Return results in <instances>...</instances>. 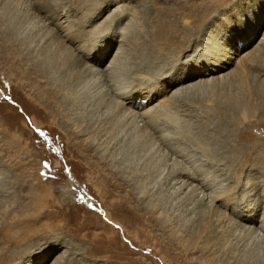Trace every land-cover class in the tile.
<instances>
[{
    "label": "rangeland",
    "instance_id": "obj_1",
    "mask_svg": "<svg viewBox=\"0 0 264 264\" xmlns=\"http://www.w3.org/2000/svg\"><path fill=\"white\" fill-rule=\"evenodd\" d=\"M10 1L0 0V264H238L240 259L264 264V235L256 231L240 227L222 247L215 238L206 241L210 230L217 236L233 223L230 213L225 224L216 215L206 216L196 240L189 239V229L209 210L208 198L174 174L187 159L188 168L210 181L212 192H234L240 207L259 201V223L253 226L264 219V102L248 97V89L263 82L252 63L264 49L245 61L243 40L236 44L228 70L241 67L251 86L231 74L207 85L198 84L201 77L179 79L207 49L217 25V37L233 36L230 26L244 18L249 23L264 0H50V7L64 14L78 12L71 16L75 25L80 17L89 18L87 12L106 7L86 42L93 43V36L99 40L100 33L114 41L112 30H123L120 46L116 41L110 50L124 55L110 81L91 77L74 89L58 87L64 84L61 72L47 71L44 77L34 56L55 51L56 27L44 28L26 1ZM120 10L129 17L118 24ZM94 51L93 45L89 52ZM137 76L154 83L160 92L154 100L172 103L176 118L156 119L164 141L153 145L145 136L138 138L141 131L152 133L150 127L142 129L139 117L127 124L114 121L110 133L93 142L94 132L78 124L77 114L92 121L112 116L102 95L113 85L133 87ZM258 88L263 90L264 82ZM80 94L86 96L84 105L78 103ZM246 99H254L247 112Z\"/></svg>",
    "mask_w": 264,
    "mask_h": 264
},
{
    "label": "bare ground",
    "instance_id": "obj_2",
    "mask_svg": "<svg viewBox=\"0 0 264 264\" xmlns=\"http://www.w3.org/2000/svg\"><path fill=\"white\" fill-rule=\"evenodd\" d=\"M12 1L18 2L20 0H11L10 2H12ZM24 1H26L28 3L27 8L29 7L28 8L29 14L35 18H39L42 21V23H43L42 25L44 26V28H45V26L46 27H50V26L56 27L55 28L56 33L54 34L53 40H51L54 43H56L55 44L56 46L54 47L55 51H52L53 53L52 52L49 53V51L47 52L44 50L45 52L41 53V50H39L40 53H38V54L35 53V55H34L36 58H38L39 64L41 66H43V68H44V70H42L44 72V77H47L45 75L47 73V71H52V72L55 71V73L61 72L62 75L60 74V79L58 78L59 80L62 81V83H64V84L58 85V87H60L61 89H62L63 85H64L65 89H74L75 87H78L79 85L88 83L90 81L89 79L91 77H95V78L97 77L100 80L103 78L102 80L106 83L110 81V77L113 75V73L115 71V62L118 61L119 56L123 55V54L120 55L121 53H119L117 51L116 53H113V55L111 54L112 55L111 56L110 50L116 41H118V44L120 46L121 38L123 37V32L121 34V31H123V30H120V31L119 30L116 31V29L112 30L114 35L116 34L117 36H119V37L116 36L114 41L110 37L103 39L105 37V35L103 36V34L100 33L99 34V37H100L99 40L96 39V36H93V38L95 39L94 40L92 38L94 41L93 43L92 42L89 43L90 40H89V42L87 41L88 44L86 42V40H87L86 37H88L91 34L90 32H94L93 26H94L96 19L99 18V16H101L103 11L106 10V7L105 8L101 7L102 10L100 11V13L98 10H96V13L87 12V17H89V18H86V20L84 22V21H81V17H80L78 19V24L75 25L73 23L74 20L72 19L74 17H71V16H78V12L74 11L71 13V15L64 14L63 10L55 9V8H53L52 5L50 7V5L48 3L50 0H21L22 3H24ZM115 2H117V0ZM12 4H13V2H12ZM12 4H11V7H13ZM111 4H113V3H110L109 5H111ZM59 8H60V6H59ZM8 9H7V14H11L10 13L11 11H9ZM88 10H90V9H88ZM122 10H124V9H122ZM122 10H120V13L124 14V12ZM257 10H258L259 14L253 15V14H251L252 12H250L248 14V15L251 14L250 17L247 18L248 15L246 16V18L248 20L252 19L249 23L244 18L243 20H240L238 22V24L230 26L229 29L234 33L233 36H231V33H226V34L221 33L220 36L217 37V33L220 31V26L217 25V27L215 29L216 33L213 34V38L211 40L209 39V46L207 47V49L203 53H201L200 57H198L192 64H190L186 68V71L183 73V76H181L179 79L181 80V79H189L191 77H194V78L201 77L199 80H197V81H199L198 84L207 85V83H208L207 80H209V79L215 80L216 78H219V77L224 78L225 76L231 74L234 76V79L239 80L241 84L244 85L247 83L246 86H248L250 84V83L248 84V81H249L248 76L249 75H246L245 71L243 69H241V67L239 68L236 65L234 68H232L230 70H228V68L231 64H233V61L235 60L234 58L237 56V53L235 51H238V49H239V46L238 47L236 46V44L239 45L238 41L241 42L243 40V42H244L243 45L240 46V54H241L240 56L244 60L247 59V57L249 56V54H251V52L254 51V53H257V52L261 51V49L262 50L264 49V31L262 30V26H264L263 25L264 7L261 6V7L257 8ZM14 12H15V10H14ZM23 13H25V12H23ZM120 13H118V14L120 15ZM82 15H83V13H82ZM125 16L129 17V15H125V14L120 15V17L117 19V21L115 23L119 24L120 21H123ZM6 17H8V18L10 17V19H12L11 16H9V15H6ZM70 17H71V19H70ZM19 21H20V19H19ZM12 25H14V23ZM107 25L111 26L112 25L111 21ZM106 27L103 29L106 30L107 29ZM53 32H54V30H53ZM119 32H120V34H119ZM24 42H25V40H24ZM28 43L26 45H28ZM254 43H257V45H255V47L252 49V47L254 46L253 45ZM93 45H94L95 51H94V53H91L89 51H90V47H93ZM234 45L237 48V50L233 49ZM32 49H34V48H32ZM249 49H251V50H249ZM86 50H88V52ZM34 51H35V49H34ZM31 52L32 51H30V53ZM31 54H34V53H31ZM108 57H109V59H108ZM239 59H240V57H239ZM35 65H37V64L35 63ZM252 68H255L254 70L256 72H258V74L260 76L257 78V80L264 82V56H261V58L257 59L256 62H253ZM45 70H46V72H45ZM210 74L211 75L214 74V75H212V77L207 78V79L204 78L205 77L204 75H210ZM252 79L253 78L251 77V80ZM148 80L147 81L142 80L139 76L137 78V81L133 85V87L128 88L127 86H124V85H119V86L113 85V87L111 86V88H110L111 91L110 90L107 91V89H106L107 92L106 93L104 92V94L102 95V99H103L102 101L107 104V107H110L111 109H113V115L112 116L104 117V119H100L98 121L96 119L92 121V120L84 119L83 115H80V113L77 114L78 115V124L83 125L85 123L86 131H88V133L94 132L93 142L99 138L98 137L99 134H102V133H103V135L109 134L110 133L109 131L112 128L114 121L121 120L127 124L131 120L132 121H138L139 117H140V121L143 122V124H142L143 128L142 129L144 130L145 127L146 128L150 127V129L152 130V133L149 135V134L145 133L146 132L145 130H144V132L141 131V133L137 134L138 138L145 136L146 140L151 142V144H153V145L160 143V141L161 142L164 141L162 138V135L158 132L157 128L155 127L156 126V119H158L159 117H163V116L169 117V118H176V116L172 111L173 107L171 106L172 105L171 101L170 102L166 101V103L165 102L164 103L157 102L158 99H156V98L160 94V92L156 91V86L153 85L154 83H152V82H150V80L149 81ZM174 81H175V79H174ZM174 81L170 82L169 85H171ZM216 82H217V80H216ZM263 82H260V83L263 85ZM106 83H105V85H106ZM195 83H194V85H195ZM254 83H256V82H254ZM182 84H184V83H182ZM261 84H260V86H261ZM190 85H192V84H190ZM106 86H107V88L109 87L108 84ZM249 86H251V85H249ZM260 86L258 84H256L255 86L254 85L251 86L248 89V97L250 96L249 98H254L256 96L255 98L257 100L259 98H261V100H263V102H264V89L260 90L258 88ZM189 87H188V89H189ZM180 89L182 90V88H180ZM130 93H131V95H130ZM85 99H86V96H83L81 94L78 95V103L80 105H84V103H86L87 100L85 101ZM154 99H156L157 101ZM250 100L251 99H246V102L243 103L244 109L246 112L251 111L254 108L253 107L254 99L251 100V102H250ZM144 101H146V102L143 103ZM154 101H156L157 103H155ZM141 105H144L143 109L139 107ZM114 112L116 114H114ZM180 113H181V111H180ZM129 118H130V120L127 122V120ZM113 127H115V126H113ZM238 150H239V148L237 147L236 152ZM172 154L177 155V153L173 152V151H172ZM184 161L185 162L183 165H185V166L181 165V167L177 168V170H174V174L176 173L175 176L178 177V179L182 178L183 180L188 182V185L192 184V187H193L192 189L197 190L201 194L203 193L202 198L207 196L208 201L207 200H204V201H207V206H209V210L207 211V213L204 212V214L197 220L198 221L197 224L196 225L193 224L192 225L193 228L189 229V232H190L189 239L193 238L194 240H196V238H194V237L198 233L197 227L198 228L201 227L200 222L205 220L206 216L209 217L212 215H216L219 218V221H221V223H222L224 221V217H228L229 213H230V219L232 218V220H233V218H234L233 223H231V225L228 226L227 228H224L222 230V233H217V236H214L213 230H210L208 232V234L206 235V241L207 240L209 241V240L215 238L217 240L216 242L213 241L215 243V245L217 244V245H220V247H222V246H224L225 242H227L229 235L233 234L230 232H232V231L235 232L236 230L240 231V229H239L240 227L242 229L244 228L245 230H247L249 232H255L256 231L258 236L264 235V219H262L259 227L253 226L255 221L259 220V219L257 220V215L259 214L258 211L262 207V205L259 203V201L258 202L256 201L254 204L252 202L249 204L247 203V205L240 207L239 204H236V202H233L234 198H235L234 192L228 193L225 190L218 191V192L214 190L215 192H212L210 190V187L212 188L211 183L207 178H205V176H202V174H201L202 171L199 173L198 171H195L196 168L193 170L191 168H188V166H187L188 164L186 163V162H188L187 159H184ZM197 170H199V169H197ZM142 177L146 178L148 176H147V174L146 175L142 174L141 178ZM204 192H207V193L204 194ZM209 198H210V200H209ZM246 200H247V198H246ZM243 211H247V213L244 214ZM213 217H211V218H213ZM230 219H228V220H230ZM225 220H226V218H225ZM210 221H212V219ZM227 223H228V221H227ZM258 223H259V221H258ZM199 224H200V226H198ZM216 232H217V230H216ZM197 241H199V240H197ZM191 242H193V241L191 240ZM196 244H194V245H196ZM207 244H209V243H207ZM187 246H189V245H186V247ZM220 247H218V248H220ZM187 249H189V248L187 247ZM198 249H200V248H198ZM225 253H227V252H225ZM233 259H235V258L233 257ZM236 260H237V258H236ZM237 263L243 264L245 262H244V260H242V262H241V259H240V261L237 260Z\"/></svg>",
    "mask_w": 264,
    "mask_h": 264
},
{
    "label": "snow or ice",
    "instance_id": "obj_3",
    "mask_svg": "<svg viewBox=\"0 0 264 264\" xmlns=\"http://www.w3.org/2000/svg\"><path fill=\"white\" fill-rule=\"evenodd\" d=\"M102 22H103V18L101 19V23H102ZM176 71H180V68L178 67V68L176 69ZM160 83H161V84H165L166 81H161ZM5 87H10V85H7V84L5 83ZM4 99L10 101V102L13 103V104L15 103V101L12 100L11 96H7V95H6V96L4 97ZM21 112H23V109H21ZM29 122H30V121H29ZM36 131H37L41 136L44 135V133H43V132H40L39 129H36ZM44 166H45V167H48L47 163H45ZM90 207H91V205H90ZM109 223H111V221H109ZM115 227H116L117 229H119L120 226H119V225H115ZM125 242L131 244V242H130V241H127L126 238H125ZM55 244H56V242H55V241H52V245L55 246Z\"/></svg>",
    "mask_w": 264,
    "mask_h": 264
}]
</instances>
